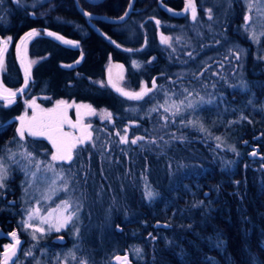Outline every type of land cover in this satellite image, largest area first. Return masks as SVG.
Instances as JSON below:
<instances>
[{
	"label": "trees",
	"instance_id": "obj_1",
	"mask_svg": "<svg viewBox=\"0 0 264 264\" xmlns=\"http://www.w3.org/2000/svg\"><path fill=\"white\" fill-rule=\"evenodd\" d=\"M130 1L132 0H103L93 5L85 0H77V3L74 0H47L27 7L20 4L14 6L9 0H0V36L13 37L5 51V71L2 74L4 85L20 90L24 83L15 46L26 32L31 29L39 31V36L31 43L29 55L46 56L35 65L29 85L17 98V103L6 106L0 102V147L4 143L13 146L17 142L15 119L24 111L25 100L40 94H48L53 100L73 99L76 102H87L94 108L108 109L112 119L101 126L112 133L119 132L124 121L134 120L137 115H141L144 120L138 135L144 138L140 149L145 150L146 161L142 164H146V167L141 163H130L129 167L136 176L145 171L144 177L135 180H147L150 185L148 191L152 189L158 196L151 202H144L142 192L129 188V183L121 182L124 172H109L107 184H102L98 180L101 178L99 170L94 169L98 155L91 150L86 154L80 148L76 158L69 164L82 157L86 167L87 175L83 181L86 186L84 204L87 220L90 219L94 224H99L102 220L110 222L108 216L113 213V207L109 205V200H105V196L110 195L114 200L119 190L124 188L122 193L126 202H116L117 212L127 211L129 218L122 221L118 216L112 225H118L122 229L120 233H115L118 242L124 240L137 245L140 258L136 264H264V172L261 169L255 170L256 164L248 165L244 153L240 152L238 157L228 153L225 156L216 149L205 146L204 141L202 145L199 142H187L186 150L173 147L165 148L164 151L157 150L153 146L156 140L164 146L171 142L177 146V139L184 140L180 124L171 127L169 122L167 126L161 122L157 130L152 132L148 118L144 117V112L148 111L152 101L131 102L108 88L100 89L96 85L97 81L104 78L109 54L112 60L125 66L127 83L132 89H137L142 82L150 81L156 73L166 74L182 59L200 58L199 42L190 33L189 24L185 23L186 18L174 14L185 7V0H133L132 12L120 24L92 20L90 25L78 10L80 7L98 15L118 18ZM194 1L196 5L200 4L199 0ZM233 7L234 13L231 11V15L220 24L222 29L230 30L239 23L240 11L237 4L231 10ZM53 17H58L61 21L51 23ZM45 28L60 33L63 39L74 40L77 44H59L43 34ZM157 30L171 36L168 46L161 45ZM228 34L230 31L226 32L227 37ZM262 39L264 42V37ZM231 41L234 39L229 36L223 43L230 44ZM152 56H155L153 63L149 61ZM135 60L143 67L135 69L131 64ZM77 61L75 66L66 67ZM160 79L162 78H157L156 82ZM218 81V91L223 89L230 99L237 97V90L231 87V80L227 81L222 77ZM253 98L257 102L255 107L259 109L252 108ZM235 101L236 99L232 100L230 104ZM240 102L245 105V117L248 120H243L245 125L239 128L238 133L228 130L224 133L228 139H234L229 142L236 147L247 151L249 145H254L264 154V90H256L251 98L244 97ZM43 104L49 106L50 101H44ZM229 110L231 114L237 113L234 112L235 109ZM210 114L209 118H212L215 111L212 110ZM211 126L218 132L215 124ZM156 132L161 134H155ZM166 133L173 135L168 139ZM257 135L260 137H256ZM194 136H197L195 132L187 131V138L192 139ZM185 140L187 141L186 134ZM242 141H247V146L239 147ZM143 144L148 146H142ZM139 151V148L135 149L133 155ZM135 156L136 159H141L138 154ZM6 160L5 157L2 158L3 163ZM171 165L175 174L170 173ZM9 176L8 184L12 191L8 193V197H14L20 190L18 181L16 182L18 174L12 172ZM108 187L113 190L110 192ZM18 204L11 206L13 214H10V206L0 198V230H13V225L7 224L6 219L16 221L20 214ZM137 211L143 213L138 218L135 215ZM131 213L135 216H131ZM155 220L168 223L170 227L165 230L153 229L151 224ZM98 234L94 228H90L84 237L85 247L81 251L86 255L87 264H94L99 253L110 254L111 249H106L105 242L100 240L105 241V238L114 236L113 233L103 236ZM5 241L0 237V251ZM46 241L47 253L41 251L46 248L40 242L31 244V257L27 259V264H33L32 261L45 264L46 255L60 248L57 246L56 249L54 243L48 242V239ZM19 257L18 255L17 259ZM104 259L102 257L99 261L103 263Z\"/></svg>",
	"mask_w": 264,
	"mask_h": 264
},
{
	"label": "rangeland",
	"instance_id": "obj_2",
	"mask_svg": "<svg viewBox=\"0 0 264 264\" xmlns=\"http://www.w3.org/2000/svg\"><path fill=\"white\" fill-rule=\"evenodd\" d=\"M17 1V4L12 5L18 6L20 4L32 7L38 2L41 3L47 0ZM199 1L200 4L196 5L193 0L196 6L195 20L192 18L191 9L185 10L184 7L179 11L181 14L185 15V23L189 24L188 28H190V33H192L199 42V59H182V61L176 63L174 69L171 71L163 75L156 73L150 81L145 83L142 82L137 89H132L133 87L127 83L125 68L119 62L112 60L109 54L105 63L104 78L103 80L97 81L96 85H98L100 89H103V87L108 88L117 96L131 102L152 101L149 109L147 108L148 111L144 112V117L146 116L148 118L149 129L152 132L157 130V127L161 122L166 124L164 126H167V122H169L171 127H175V124H180L179 128L184 133V140L177 139V142H179L177 146H174L172 142L168 146H164L160 144V141L156 140L154 141L153 146L154 148L156 147L157 150L164 151L165 148L169 147L186 150L188 145L186 144L187 142L194 141L197 143L199 142L202 145L204 141L206 143L205 146H210L225 156L228 153V155L232 154L233 156L238 157L240 156V152L242 154L244 153L248 159V165L252 166V164H256L257 167L254 169H261L264 172V154H261L258 148H255L254 145H249L247 151H244L242 148H238L233 143H230L229 141H233L234 139H228L224 133L225 130L238 133L239 128L245 125L244 122L248 120L245 117V105L243 106L240 101L244 97L251 98L256 90L263 91L262 84L255 81V78H259L261 75L264 76V42L261 41L264 37V35H262V33H264V17H262L255 8L249 10L248 0ZM232 2H234V4ZM184 3H186V0ZM236 4L240 11L239 23L235 24V26L230 29L232 32L228 34V37L230 36L234 41H231L230 44L227 42L223 43L228 38L226 32L230 30L222 29L220 24L231 15V11L232 14L234 13V7L232 10L231 7L233 5L236 6ZM124 14L125 13L120 15L118 19ZM246 14L251 18L247 25L245 24L244 19ZM57 21H61L60 18L53 17L50 22ZM33 32L35 34L26 39L23 44H21V40H19L15 46L16 56L21 64L22 74L24 76V83L20 90L9 88L4 85L2 81V74L5 71V51L11 44L13 37L7 35L0 36V42L5 40L8 41L3 53V68L0 69V102L2 105L9 106L17 103V98L24 93V90L29 85L30 76L35 65L46 57H32L29 55L31 43L37 36H39V31L38 29H31L22 36L25 37L27 33ZM49 33H52V35H49ZM43 34L48 37H54L52 40L59 44L69 46L75 45L74 42L77 44L74 40L70 41L73 43H65V41L69 40L66 38L63 39L60 33L46 30V28L43 31ZM253 34L256 37L255 39L252 38ZM164 37L168 38V42L163 43V45H168L171 38L166 35ZM220 39H222L223 42H221ZM186 44L189 46L188 42H186ZM18 45H20L19 50L17 47ZM206 46L209 47L205 48ZM250 46H252V48H250ZM0 47H4V45L0 43ZM205 51L209 52L204 54ZM249 54L255 55V57L250 60L251 63L248 61ZM237 56H239V59H237ZM154 59L155 56H152L149 61L153 63ZM79 60H81V55ZM77 63L78 61L75 62L74 65L70 64L66 67H73ZM131 64L135 69L143 67V65L137 60L131 62ZM172 66L173 64L171 67ZM26 70L28 72L27 83L25 82ZM249 70L252 73L249 74ZM159 77L162 79L156 82L157 87L153 88L152 81H156ZM222 77L227 81L231 80V87L237 90L236 101L233 104H230V102L235 99H230L223 89L218 91L219 87L217 84H220L218 80ZM91 81L92 80L90 79V82ZM142 86L152 89V91L140 100L129 99L117 91L118 88H121L129 92H140ZM185 89H187V92ZM5 90L15 93V96L11 97V102H9L8 99H5V96L7 95ZM188 93H191L192 95L189 96ZM241 94H245V96H242ZM201 97H203V103L201 102ZM47 100L50 101L49 106L43 104V102ZM253 100V107L251 104L250 107L253 109H259L255 107L257 102H255L254 98ZM25 101L27 102H25L24 111H22V114L15 119L17 122V128H20L22 124L20 118L23 117V123L25 125L23 138L17 134V142L13 144V146L4 143L0 147V159L3 157L7 159L6 162L3 163L7 168V178L4 181V187L0 188V198L10 206V214H13L11 206H15L17 203H19L18 206L20 211L16 221H13L10 218L6 219L7 224L13 225V230H8V228L0 230V232H3V234L6 235L16 232L18 239L21 240L19 249L20 257L14 262V264H27V259H30L31 255H26V253L29 250L32 251L31 244L34 242L38 241L42 245H45L46 249H42L41 251L47 253L48 243L46 240L48 239V242H52L51 240L54 238H63L64 242H52L56 246V249L57 246L60 248L57 251H51L46 255L45 264H81L82 261L84 264H87L86 255L82 253L81 248L85 247V242H83L84 237L90 228H94L96 233L98 232V235L100 236L105 234L108 235L110 232L114 235L105 238V241L102 239L100 240L103 243L105 242L104 247L106 249L110 248L111 250L109 251L110 254L99 253L96 259L97 261H95L94 264H110V259L116 254L117 250L118 253L129 255L132 264H136V261L140 258V252L137 251V245L126 243L124 240L118 242V236L115 234L117 231L114 230L115 227L112 225L113 220L118 216H120L122 221H126L129 218L127 211L117 212L118 207L116 202H119L120 204H125L126 202V197L122 193L124 188L119 190V194H117V197H115L114 200L110 195L105 196V200H109V205L113 207V213L108 216L110 222L102 220L100 223L98 222L99 224L91 223L90 219L87 220V215L85 214L86 207L84 201L86 186L83 179L86 177L87 171L82 162V157L77 159V161L73 160V164H69L70 161H51V156L55 151L51 141L46 135H29L26 125L29 121H32L34 117L36 120L40 121L55 117L57 113H62L60 119L63 120V123L57 122V126L61 133L68 134L71 138V142H75L76 144L75 148L72 149V159L76 158L80 148H83L86 154H88L90 150L95 151L98 157L95 161L94 169L99 170L101 178L98 180L102 184H107L106 180L109 172L115 174L124 172L125 175L121 182L129 183V188L142 192L144 202L148 203L154 200L158 194L152 189L148 191L150 185L147 180H135L144 177L145 171H143L144 173L142 175L138 174L139 176H136L129 167L130 163L142 164V162L146 161L144 160L146 159L145 150L140 149V143L143 142L144 138L138 140L136 144L131 143V140L136 138L134 135L142 137L138 134L142 128L144 120L143 116L137 115L134 120L124 121L122 123L124 126H120L122 129L119 132L112 133L111 130L101 126L104 122H110L105 116V113H109L108 109L94 108L89 103L76 102L73 99L68 100L59 98L53 100L48 94H40ZM61 101L64 103L58 106V102ZM181 101H183V103H181ZM189 101L193 102V108L187 107ZM207 101H211V103H207ZM177 107L179 108V111H177ZM165 108H167L168 111H165ZM229 108L232 110L235 109L234 112L237 113L235 115L231 114L232 112H230ZM153 109L155 110L153 111ZM49 110L53 111L50 112ZM212 110L215 111V115H213L212 118H209ZM250 111H252V109ZM258 113L261 114V112ZM226 117L228 118L226 119ZM189 120L194 121V125H189ZM213 124L218 128V132L212 129L213 126L211 125ZM71 125H76V127H72ZM201 126L204 131L200 130ZM125 129H127V132H125ZM189 130L195 132V135L197 136H194L192 139L187 138V131ZM155 134H161V132H156ZM185 134L187 141L185 140ZM121 135H127V143H121ZM166 135L169 139L173 134L170 136V133H166ZM217 137L220 139L217 140ZM256 137H260V135H257ZM81 140L83 142H80ZM245 143L246 142H244V144ZM142 146L148 145L143 144ZM239 147H241V143ZM138 148L140 151L139 153H137V151L135 155L138 154L141 159H136V156L133 155L135 149L138 150ZM252 151L256 154L249 158L248 155ZM28 152L32 153L31 157L25 156V153ZM37 161L41 162L39 170L36 168ZM49 164L52 165L51 168L47 167ZM120 164H123V166H119ZM142 166L146 167V164H142ZM12 172L18 174L16 182L18 181L20 188V190L14 195L15 199L13 196L8 197V193L12 191H10V186L8 184L10 178L9 174ZM33 173H35V176ZM170 173L175 174L173 165L170 166ZM13 178H15V174ZM53 181H55L54 184ZM65 185L67 186L66 190ZM111 189L112 187H108L110 192ZM149 192L152 193L151 197L148 195ZM62 200H69L71 202L70 211H75L76 216L73 218L72 223L57 231L55 227L50 229L49 224L42 223L41 217L47 215L52 209H56L57 205H60ZM130 202L131 200L128 203ZM189 205L191 206V204ZM32 209H39V213L29 220L30 227L25 228L23 221L28 219V212ZM134 213H131L130 215H136V218L143 214L140 211H137L135 215ZM155 222L163 223L170 227L168 223L159 220H155L151 226H153ZM35 228H43L44 231L34 232ZM119 228L121 227L119 226ZM33 235H35V239H33ZM49 236L50 238H48ZM3 239L6 241L1 245V251L4 250L5 245L10 243L8 238L3 236ZM1 251L0 260H2ZM102 257L105 258L103 263L102 261H99ZM28 263L30 262L28 261ZM31 263L43 264L35 261H32Z\"/></svg>",
	"mask_w": 264,
	"mask_h": 264
},
{
	"label": "snow or ice",
	"instance_id": "obj_3",
	"mask_svg": "<svg viewBox=\"0 0 264 264\" xmlns=\"http://www.w3.org/2000/svg\"><path fill=\"white\" fill-rule=\"evenodd\" d=\"M248 8L249 10L252 9H256V11L262 16L264 17V0H248ZM191 9L192 11V18L195 20L196 18V6L193 2V0H186V4H185V10ZM211 11V10H209ZM86 15H88L86 13ZM211 18V17H209ZM121 19H123V17H121ZM245 24L247 25L250 21V16L249 15H245ZM157 23H159V21H157ZM35 33H27L25 35V37L21 38V44L24 43V41L28 38H30L32 35H34ZM49 35H52V33H49ZM262 35H264V33H262ZM253 39H255V35L253 34ZM62 39V38H60ZM168 42V38L164 37L162 38V43H167ZM4 45V47H0V69L3 68V53L6 49V45L8 43L7 40L0 42ZM65 43H73L70 41H65ZM18 50L20 48V45L17 46ZM190 55V54H189ZM237 59H239V56H237ZM135 63V62H134ZM27 76H28V72L26 70L25 72V82L27 83ZM156 84L155 81H153V88H156ZM117 91H119L121 93V95L129 98V99H134V100H140L142 99L145 95H147L149 92L152 91V89L146 88V87H141V91L140 92H129V91H125L124 89L118 88ZM185 91L187 92V89H185ZM5 92H7V95L5 96V99H8L9 102H11V97L15 96L14 92H9L7 90H5ZM188 95H192L191 93H188ZM201 102L203 103V97H201ZM64 102H58V106L60 104H63ZM181 103H183V101H181ZM207 103H211V101H207ZM175 106V105H174ZM79 107V106H78ZM87 107V106H85ZM187 107L189 108H193L194 104L193 102L189 101V103L187 104ZM155 109H153L154 111ZM165 111H168L167 108L164 109ZM50 112L53 110H49ZM177 111H179V108L177 107ZM62 113H57V115L55 117H51L48 118L47 120H36V118L34 117L32 121H29L27 126L28 129V134L32 135V136H47V138L51 141L53 148L55 149V151L53 152L52 156H51V161H71L72 160V149L75 148L76 144L75 142H71V138L68 136V134L66 133H61L58 126H57V122L59 123H63V120L60 119ZM105 116L107 119L111 120L112 119V114L111 113H105ZM22 121L21 127L17 128V134L21 136V138H23L24 135V128L25 125L23 123V117L20 118ZM189 125H194V121L189 120L188 121ZM72 127H76V125H71ZM201 131H204L203 127L201 126L200 128ZM125 132H127V129H125ZM90 135V134H89ZM143 139V137H136L135 139L131 140L132 144H136L138 140ZM217 140H219L220 138L217 137ZM120 141L121 143H127L128 139H127V135H121L120 136ZM80 142H83L82 140ZM26 157H31L32 153L28 152L25 153ZM41 166V162L37 161L36 162V168L37 170L40 169ZM48 168H51L52 165L49 164L47 165ZM33 175L35 176V173H33ZM59 175V174H57ZM7 178V168L6 166L3 164L2 159H0V188L4 187V181ZM55 183V181H53V184ZM66 185H65V190H66ZM148 195L151 197L152 193L149 192ZM50 198V197H49ZM71 208V202L69 200H62L60 205H57L56 209H52L51 211H49L47 213V215L42 216L41 217V222L42 223H47L49 224V228L51 229L52 227H55V229L57 231H59L61 228L65 227L66 225L70 224L73 222V218L76 216V212L75 211H70ZM39 213V209H32L29 210L28 212V219L24 220V226L25 228L30 227L29 224V220L32 219L36 214ZM44 229L43 228H35L34 232H43ZM12 240L14 241V243H9L8 245L4 246V252L2 254L3 259L0 260V264H9V261L12 260L13 257H15L16 255V248L19 245L20 241L17 237V233L16 232H12L11 234ZM35 235H33V239H35ZM137 251H139L137 249ZM26 255H31V250H29ZM120 259V258H118ZM81 264H84V262L82 261ZM124 264H127V258H124Z\"/></svg>",
	"mask_w": 264,
	"mask_h": 264
},
{
	"label": "water",
	"instance_id": "obj_4",
	"mask_svg": "<svg viewBox=\"0 0 264 264\" xmlns=\"http://www.w3.org/2000/svg\"><path fill=\"white\" fill-rule=\"evenodd\" d=\"M9 1H10L11 4H14V5L17 4V2H18L17 0H9ZM86 1L89 2V3H97V1H91V0H86ZM126 15H127V12L122 16L123 19H121V18H119V19L105 18V19L108 20V21H111V22H121V21H123L125 19ZM86 17H88V18H94V16H90V15H86ZM51 38H54V37H51ZM255 154L256 153L254 151H252L248 155V157L249 158L250 157H253ZM114 227H115L114 230L117 231V233L118 232H121V228H119V226L115 225ZM152 228L153 229H157V228L167 229V228H169V226L166 225V224H163V223L155 222L153 224ZM10 234H8V235L2 234V236H4L5 238H8L10 240L9 242L14 243V241L12 240V237H11ZM19 241H20V243H19V245L16 248V255H15V257L12 258V260L9 261V264H14L16 258L18 257L19 249H20V245H21V240L19 239ZM53 242H60V243H62V242H64V239L63 238H54L53 239ZM3 252H4V250L1 252V258L2 259H3V256H2ZM118 258H120V259H118ZM124 258H127V264H132V261H131L129 255H127L125 253H117V254H115L110 259V264H124Z\"/></svg>",
	"mask_w": 264,
	"mask_h": 264
},
{
	"label": "flooded vegetation",
	"instance_id": "obj_5",
	"mask_svg": "<svg viewBox=\"0 0 264 264\" xmlns=\"http://www.w3.org/2000/svg\"><path fill=\"white\" fill-rule=\"evenodd\" d=\"M76 3H77V0H74ZM86 1V0H85ZM91 1H97V3H89V4H98V3H100V2H102L103 0H91ZM10 2V1H9ZM87 2V1H86ZM132 2H133V0L132 1H130L129 2V4H128V6H127V8L125 9V11H124V13H126L127 12V15H126V17H125V19L123 20V21H121V22H111V21H108V20H106L105 18L107 17V16H103V15H98V14H95V13H92V12H89V11H86V10H83L82 8H80V7H78V10H79V12H80V14L82 15V17L83 18H85V20L86 21H88L89 23H90V25H92V23H91V21L92 20H102V21H105V22H108V23H112V24H120V23H124L126 20H127V18H128V16L130 15V13L132 12V6H133V4H132ZM129 11V12H128ZM86 13L88 14V15H90V16H94V18H88V17H86ZM174 14H176V15H180V16H185V15H183V14H181V12H179V13H174ZM96 17V18H95ZM110 19H118V18H110ZM232 32V30H230V33ZM157 34H158V36H159V41H160V43H161V45H163V43L161 42L162 41V38L166 35V36H170L169 34H166V33H162V32H160V31H158L157 30ZM170 38H171V36H170ZM170 42H171V40H170ZM170 42H169V44H170ZM168 44V45H169ZM168 45H163V46H168ZM250 48H252V46H250ZM250 53H252V52H250ZM249 63H251V61L250 60H252L254 57H255V55L254 54H249ZM120 64H122V63H120ZM123 65V64H122ZM123 67L125 68V66L123 65ZM125 71H126V68H125ZM250 73H252L250 70H249V74ZM255 81H257V82H261L262 83V85H263V90H264V76L263 75H261L259 78H255ZM155 84H156V86H157V83H156V81H155ZM152 86H153V81H152ZM85 103H87V102H85ZM244 142H246V143H248L247 141H242L241 142V145L242 146H247V144L245 143L244 144ZM248 148H249V146H248ZM247 148V149H248ZM72 161V160H71ZM70 161V162H71Z\"/></svg>",
	"mask_w": 264,
	"mask_h": 264
}]
</instances>
